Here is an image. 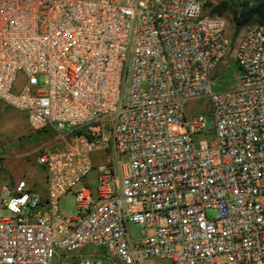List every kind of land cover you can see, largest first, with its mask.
<instances>
[{
  "label": "built area",
  "instance_id": "obj_1",
  "mask_svg": "<svg viewBox=\"0 0 264 264\" xmlns=\"http://www.w3.org/2000/svg\"><path fill=\"white\" fill-rule=\"evenodd\" d=\"M207 1L0 0V102L53 136L44 193L0 185V264H264V23L213 90L231 39Z\"/></svg>",
  "mask_w": 264,
  "mask_h": 264
},
{
  "label": "rangeland",
  "instance_id": "obj_2",
  "mask_svg": "<svg viewBox=\"0 0 264 264\" xmlns=\"http://www.w3.org/2000/svg\"><path fill=\"white\" fill-rule=\"evenodd\" d=\"M221 2H227L230 6V10L225 11L221 16L225 21V34L231 39L230 51L225 61L221 63L215 70L214 80L211 88L213 90H224L234 87L239 75V68L234 61L235 49L239 40V35L242 29L235 33L234 13L239 14L240 12L258 9L264 13V0H208L207 3L212 6H216ZM210 7L204 8L206 15L210 14ZM250 23H258L256 16L253 17V21ZM39 86H42V78L39 77ZM185 107H190L187 104ZM192 113L203 114L206 118V128L210 129L213 127V119L208 113V103L205 99L201 98L198 102L193 104ZM20 133L23 135L22 138L16 137ZM16 134V135H15ZM19 136V135H17ZM53 136L50 131L48 132H32L26 125L25 116L22 112L7 108L3 103L0 102V146L4 145L5 149H12L17 147L18 152H30L29 155L22 159L10 158L9 162H17L19 166L16 167V175L20 178H26L32 185H38L41 182L42 169L36 163V155L39 149L49 143ZM207 139V138H206ZM208 139H210L208 137ZM209 141V140H208ZM100 160V158H97ZM21 161V162H20ZM9 172L10 167H7ZM95 172H91L88 176V182L94 184ZM3 180L0 176V183ZM61 209L66 214H71L75 210V203L72 196H67L61 200ZM208 218L216 216L215 211L207 212ZM129 233L132 236L139 234L140 227L134 224L128 226ZM101 252L99 247L87 248L85 252ZM139 264H169L167 261L159 259H147L141 261Z\"/></svg>",
  "mask_w": 264,
  "mask_h": 264
},
{
  "label": "crops",
  "instance_id": "obj_3",
  "mask_svg": "<svg viewBox=\"0 0 264 264\" xmlns=\"http://www.w3.org/2000/svg\"><path fill=\"white\" fill-rule=\"evenodd\" d=\"M26 125H27V123H26ZM17 135H19V136H17ZM17 135H16L17 138L23 137V135H20V133H18ZM16 149H17V147H14L12 149L7 150V149H5L4 145L0 146V153L3 154V156H4V169H2L0 171V176H1V179L3 180V183L15 182V181L20 179V177L17 176L15 173L16 167L19 166L18 163L17 162H15V163L9 162V159L10 158L22 159L23 157H26L27 155L30 154V152H18ZM7 167H10V169H11L10 172H9V170H7ZM1 184H2V182L0 183V185ZM32 186L34 187V189H36L42 193L45 192L46 186H45L43 172L41 175V182H39V184L36 186L35 185H32Z\"/></svg>",
  "mask_w": 264,
  "mask_h": 264
},
{
  "label": "trees",
  "instance_id": "obj_4",
  "mask_svg": "<svg viewBox=\"0 0 264 264\" xmlns=\"http://www.w3.org/2000/svg\"><path fill=\"white\" fill-rule=\"evenodd\" d=\"M205 7H210V14L211 16H221L225 11L230 10V6L227 2H221L216 6H212L209 3L205 4ZM256 16V21L258 23H264V13L260 12L257 8L250 9L239 14L234 13V23H235V33L242 29L246 24L253 21V17Z\"/></svg>",
  "mask_w": 264,
  "mask_h": 264
}]
</instances>
